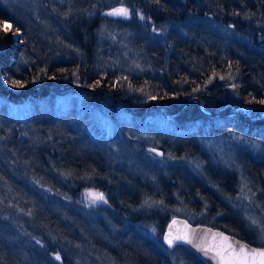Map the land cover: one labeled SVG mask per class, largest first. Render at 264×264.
Returning <instances> with one entry per match:
<instances>
[{"label": "trees", "instance_id": "16d2710c", "mask_svg": "<svg viewBox=\"0 0 264 264\" xmlns=\"http://www.w3.org/2000/svg\"><path fill=\"white\" fill-rule=\"evenodd\" d=\"M110 2L63 0L52 3V0H43L40 5L47 14L57 10L56 17L50 16L44 23V15H28L25 10L16 11L18 15L11 13L0 0V20L11 21L15 28L21 30L24 39L21 45H14L11 34L0 31V83L10 81V89H23V97L26 98L20 103L16 99L19 97L13 96L0 84V99L3 100L0 101V150L9 152L4 155L5 160L0 156V180H13L10 168L22 171L20 167L13 168L16 165L14 152L29 153L24 156L27 159L33 158V154L38 155L39 168L35 167L36 172H32L29 180L41 183L38 187L46 194L57 199H72L78 205L80 190L92 184L90 189L83 191V195L102 193L111 204L95 210H111L126 216V219L138 217V220L145 219L157 226V242L163 250L154 252L152 259L139 258V264H178L177 261L172 262L167 251L181 248L205 264L185 246L169 249L164 244L163 232L174 213L147 210L137 216L127 215L129 207L127 204L123 206L116 197V188L123 184L115 176L114 169L119 167V163L136 169L139 161L148 155L150 171L142 169L148 173L142 179L147 180L144 186H151L156 179L153 171L158 172L161 168L159 159L151 158V148L162 151L166 156L163 157L165 163L185 160L188 152L214 147L207 144L208 139L203 137V133L205 129L217 127V133H228L234 129L244 133V137L239 138L252 142L257 165L255 171L264 184V114L250 119L243 116L249 114V109L254 112L264 109V104L258 103L264 100V0ZM74 3L75 12L80 13L78 18H73ZM117 5L128 9L129 15L122 17L103 13ZM103 19L121 27L137 24L139 30L143 29L158 42L162 41L158 49L161 61L156 64L157 74L152 72L153 77L147 74L150 84L141 88L151 90L150 93L139 97L140 86L137 85L135 93L123 83L128 73L121 69V61L116 58L122 48V39L119 35L110 38L109 33L101 34ZM108 43L113 44L116 54L107 46ZM73 52L79 55H72ZM153 53L156 54V50ZM113 57L115 65L108 69L104 63ZM100 58L104 59L103 62ZM13 81H19L23 87L14 86ZM52 82L62 86L82 84L99 91H71L74 94L84 92L81 104L71 98L49 101L70 92L59 89L44 95L36 92ZM191 97H197L214 115H205L195 100L183 107ZM151 101L153 103L146 108ZM18 105L24 107L18 109ZM135 110L144 113L138 114ZM218 111L222 112L221 115H217ZM168 112L174 116L169 117ZM150 114L157 117L152 121L144 118ZM100 117L106 118V122H102ZM100 164L103 167L99 168ZM175 179L172 175L168 180L172 183ZM178 182L172 184L178 186ZM214 186L223 187L218 179ZM141 190L147 191L146 188ZM150 196L156 202L159 199L154 192ZM171 199L178 201L172 196L167 201ZM211 207L208 211L213 221L195 218L198 217L196 215L185 216L192 222L207 223L252 244L264 246V240L244 233V221L230 220L226 212ZM0 218L2 227L6 220ZM68 229L75 228L68 225ZM39 238L44 241L43 248L39 247L47 253L48 261L56 249H61L62 264L69 263L66 247L58 243L50 246L47 237ZM2 252L0 249V264H4ZM70 263L80 264L76 260Z\"/></svg>", "mask_w": 264, "mask_h": 264}, {"label": "rangeland", "instance_id": "374dc122", "mask_svg": "<svg viewBox=\"0 0 264 264\" xmlns=\"http://www.w3.org/2000/svg\"><path fill=\"white\" fill-rule=\"evenodd\" d=\"M42 1L2 0L11 13L18 15L16 11L25 10L28 11V15H44L45 23L46 18L56 17L57 10L54 9L53 13L47 14L40 5ZM62 1L52 0V3ZM111 2L107 0V3ZM75 8L76 4L74 3L73 18H78L80 13H76ZM118 22L120 23V21ZM5 23L0 21V31H3ZM101 24V34L109 33L110 38L119 35L122 39V48L117 54L113 44L108 43L107 46L112 48L116 58L121 61V69L128 73V77L125 76L123 79L125 86L136 93L137 85L141 89L143 85L150 84L147 74L152 77V72L157 74L156 64H160L161 61L158 49L162 41L158 42L156 38L146 34L143 29L139 30L140 26L137 24L121 27L110 23L109 19H103ZM6 33L11 34L12 44L17 45L13 39L15 30L11 29ZM23 41L22 38L18 45H21ZM154 50H156V54L153 53ZM254 50L258 51L256 48ZM72 55L78 56L79 54L73 52ZM114 58L104 63L108 69L114 67ZM103 60L100 58V61L103 62ZM7 74H5L6 77H8ZM0 84L7 88L13 96L26 99L23 97V89H10V81L4 80ZM43 89L45 86L40 88V90ZM53 91H57V89L50 92ZM138 91L139 97L151 92L149 89ZM83 93L74 94L70 91L66 94L67 96L50 98L49 101H65L71 98L81 104L84 101ZM19 98L16 99L20 101ZM0 101L3 100L0 99ZM22 107L24 106H17L18 109ZM204 109L208 111L205 106ZM244 110L247 108L245 107ZM248 112L249 114L245 115H250L249 117L243 115L247 119L257 118L264 114V112L258 114V111L254 112L251 109ZM142 113L144 112L140 111L138 114ZM217 113L221 115L222 112L218 111ZM156 117L150 114L144 118L152 121ZM100 119L102 122H106V118L100 117ZM216 130H218L217 127L208 131L205 129L203 133V137L208 139L206 140L207 144L214 147L188 152L185 160L165 163L163 157L166 156L162 151L154 147L151 148V158L159 159L161 166L158 172L153 171L156 179L151 186H144L143 184H147V180L143 181L142 179L148 175L142 169H148L147 166L151 164L148 155L139 161V167L136 169L119 163V167H115L114 172L115 176L121 179L123 185L121 188L117 187L115 193L121 204L123 206L127 204L126 206L129 207L127 215L137 216L147 210L157 213L170 211L174 215H196L198 217L195 218L213 221L214 218L208 211V209H212V205L214 208L226 212V216L230 220L244 221L246 225L244 233L253 235L261 241L258 225L251 223V219H255L260 224H264V184L258 179L255 171L257 165L253 158L252 142L239 138L244 137V133L240 131L231 129L232 131L221 134ZM205 131L207 132L205 133ZM226 136L227 138H224ZM263 138L262 140H264ZM219 140L222 141L219 142ZM20 152H14L16 156L13 155L15 158L13 161L16 165L13 168L20 167L22 171L10 168L13 180H0V217L6 220L5 224H1L2 227H0V249H3L2 262L4 264H62L63 251L56 249L48 261L47 253L40 249V247L43 248L44 241L39 237H47L50 246L58 243L61 247H66L68 264H71L72 260L73 263L76 260L80 264H130L131 261L133 264H139V258L152 259L158 250H163V247H159L157 242L158 229L153 222L145 219L138 220V217L129 220L125 218L126 216L111 210H95L96 208L100 209L102 205L110 206L111 204L105 195H103L104 200H97L95 203H93L94 196L92 194L85 193L83 195V191L86 188L90 189L92 184H87L80 190L82 193L78 194L77 198L79 206L73 203L72 199H57V197L41 191L38 187L41 183L29 180L32 172H36L35 167L39 168L38 155L33 154V158L28 157L29 159H27L24 156L30 154ZM6 153L9 152L0 150V156L3 159ZM3 164L9 167L7 163L3 162ZM101 167H103L102 164L99 165V168ZM26 174L28 176H25ZM172 175L178 179L172 183L176 184L179 181L178 186L168 180ZM47 178L52 180V177L47 176ZM216 179L223 185L222 188L214 186ZM142 188H146L147 191H142ZM153 192L159 195L157 202L150 196ZM143 193H145L144 197H142ZM169 196L175 197L178 201L174 202L171 199L173 202L170 203L171 200L168 202ZM226 197L227 199H225ZM204 200L207 207L206 204H202ZM222 201H224V205ZM68 225L75 229H68ZM57 255L60 257L59 260L56 259ZM167 255L171 257L172 262L177 261L178 264H201L194 255L182 248L176 251L168 250Z\"/></svg>", "mask_w": 264, "mask_h": 264}, {"label": "water", "instance_id": "95a60500", "mask_svg": "<svg viewBox=\"0 0 264 264\" xmlns=\"http://www.w3.org/2000/svg\"><path fill=\"white\" fill-rule=\"evenodd\" d=\"M116 8H124V7L122 5H117L115 7L104 10L103 13L104 14L109 13ZM56 87H58L62 91H69V90H83L87 92L95 91V89H90L88 87L79 86V85L78 86L71 85V86L62 88L58 85V83L52 82L46 87V89L42 91H36V92L40 95H44ZM194 99L197 101L201 111L207 112L204 109L203 104L199 102L197 98H194V97L186 101L183 107ZM151 103L152 102H150L149 104ZM162 109L165 110L164 107H162ZM261 112H264V109L261 110L260 113ZM173 221H175V223H173ZM170 226L174 234H182V235L187 234L188 239L191 240V243H179V244H183L187 246L189 249L195 252L206 264H219V261L218 259L214 258V252H209L208 254H205L204 252L200 251L196 247V245H202L206 247L223 246L225 242L223 241L222 236L217 235V234H223V236L229 237L228 242L239 241L241 243L248 244L252 248H258V249L261 247H264V246H257V245L251 244L247 242L246 240L236 235H233L231 233H228L225 230L220 229L218 227H213V226H210L208 224H203V223H191L187 218L182 217V216H173L170 218L169 223L166 226V230L163 235V240H164V237L168 234ZM164 243L168 246L165 240H164ZM169 248H174V247H169Z\"/></svg>", "mask_w": 264, "mask_h": 264}, {"label": "snow or ice", "instance_id": "6c2138e0", "mask_svg": "<svg viewBox=\"0 0 264 264\" xmlns=\"http://www.w3.org/2000/svg\"><path fill=\"white\" fill-rule=\"evenodd\" d=\"M106 15L127 17L129 12L126 8H116L113 11L106 13ZM141 18L143 19V17ZM9 30H11L10 26L5 23L3 31L8 32ZM19 31L20 30L18 28L15 29V33H19ZM220 78L224 79L223 76ZM12 83L16 87H23V84H21L19 81H13ZM140 91H143V89ZM151 98L154 99L155 97ZM258 103L264 104V100H260ZM97 200H104L102 193L94 195L93 203H95ZM173 223H175V221H173ZM251 223L258 225L261 239L264 240V224H260L255 219H251ZM217 235L222 236L223 241L225 242L223 246L206 247L202 245H196V247L205 254L214 252V258L218 259L219 264H264V247L258 249L252 248L248 244H244L239 241L228 242L229 237L223 236V234ZM164 240L169 247H175L179 243H191V240L188 239L187 234H174L171 230V226L169 227V232L164 237ZM56 259L59 260L60 257L57 255Z\"/></svg>", "mask_w": 264, "mask_h": 264}, {"label": "bare ground", "instance_id": "6f19581e", "mask_svg": "<svg viewBox=\"0 0 264 264\" xmlns=\"http://www.w3.org/2000/svg\"><path fill=\"white\" fill-rule=\"evenodd\" d=\"M1 21V20H0ZM4 22H6L7 24H9L8 26H10V29H12V30H15V29H17V28H15L14 26H13V23H11V21H9V20H3ZM2 21V22H3ZM11 24V25H10ZM22 38H23V35H22V32L21 31H19V33H14V35H13V39L16 41V44L18 45V44H20L21 43V40H22ZM6 74V73H5ZM8 75V74H7ZM23 101H25V100H20V103H22ZM261 110H263V109H261ZM258 114H261L260 113V111H258ZM7 181V180H6Z\"/></svg>", "mask_w": 264, "mask_h": 264}]
</instances>
